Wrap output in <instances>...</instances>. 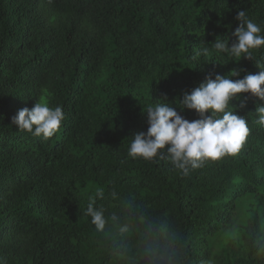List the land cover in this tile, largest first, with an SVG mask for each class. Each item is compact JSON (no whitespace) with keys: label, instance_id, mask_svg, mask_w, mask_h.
Returning a JSON list of instances; mask_svg holds the SVG:
<instances>
[{"label":"trees","instance_id":"obj_1","mask_svg":"<svg viewBox=\"0 0 264 264\" xmlns=\"http://www.w3.org/2000/svg\"><path fill=\"white\" fill-rule=\"evenodd\" d=\"M241 10L264 35V0H0V264H264V101H230L235 156L184 175L167 145L129 155L149 106L200 119L180 100L206 76L264 71V46L193 59ZM41 99L65 117L48 139L11 124Z\"/></svg>","mask_w":264,"mask_h":264},{"label":"clouds","instance_id":"obj_2","mask_svg":"<svg viewBox=\"0 0 264 264\" xmlns=\"http://www.w3.org/2000/svg\"><path fill=\"white\" fill-rule=\"evenodd\" d=\"M235 19L239 26L232 34L235 39L230 46L227 38L216 39L211 45L203 42L193 59L207 56L210 48L238 60L242 57L251 59V50L264 46L262 28L248 19L244 10L238 11ZM240 74V71L233 69L229 76H206L203 83L183 95L180 100L182 110H194L200 119L189 121L178 114L177 107L168 103L149 106L145 115L147 131L134 133L129 155L134 159L141 157L151 161L157 156L161 157L160 152L167 145V155L161 158L170 160L184 175L190 169L201 168L209 160L235 156L244 145L249 128L243 116L229 109L230 101L238 99L237 94L243 93L264 101V71L246 74L241 79H230ZM259 111L264 113V106ZM64 118L62 107H49L41 99L31 109L25 107L18 110L11 117V124L21 132L48 139L59 131ZM260 123L264 124V116H261ZM85 214L92 217V223L98 230L104 227L103 214L94 210L92 203L88 204Z\"/></svg>","mask_w":264,"mask_h":264}]
</instances>
